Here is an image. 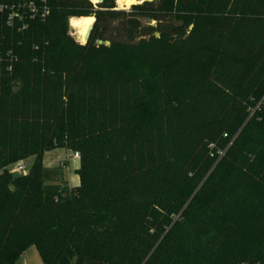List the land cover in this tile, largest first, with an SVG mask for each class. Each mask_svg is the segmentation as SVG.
<instances>
[{"label":"trees","instance_id":"obj_1","mask_svg":"<svg viewBox=\"0 0 264 264\" xmlns=\"http://www.w3.org/2000/svg\"><path fill=\"white\" fill-rule=\"evenodd\" d=\"M30 1L49 16L0 11V264L31 247L44 264H264V0ZM56 11L95 18L85 46ZM55 149L81 156L78 188L44 168Z\"/></svg>","mask_w":264,"mask_h":264},{"label":"rangeland","instance_id":"obj_2","mask_svg":"<svg viewBox=\"0 0 264 264\" xmlns=\"http://www.w3.org/2000/svg\"><path fill=\"white\" fill-rule=\"evenodd\" d=\"M28 1V0H27ZM145 1H153V0H141L140 2L137 1L136 4H141ZM30 2V1H29ZM27 2V3H29ZM116 6H117V9L118 10H122L120 9L119 5H118V0H114ZM93 3V2H92ZM14 4V3H12ZM94 5H96L95 3H93ZM170 4L173 5V9L176 11V7H177V4H178V0H170ZM50 9V8H49ZM130 8H127L126 10H129ZM27 10H24L23 12H19V16H17V19H16V23H19L18 26H21V27H25L28 25L29 21L31 20V16H30V13L26 12ZM5 13V12H4ZM56 14L58 15H61L63 16L64 18H66L67 20V35L77 44V45H81V46H85L88 41L86 40V42H83L81 37L78 35V32L77 30L72 27V20L73 19H80V18H90V17H86V16H82L81 14H75V13H66V12H60V11H56ZM5 16H7V23H8V13L6 12L4 14ZM94 18V17H93ZM143 25L144 26H155L156 23L155 22H151V21H147V20H141ZM15 23V24H16ZM1 57V56H0ZM9 63H12V59H9ZM10 69H12L10 67ZM19 89V84H16L13 88V91L14 92H17ZM28 99H26L27 101ZM81 156L76 159L78 160L79 162H81ZM20 161H24L26 163H29L31 164V166L34 164L35 162V157L32 156V157H25L23 158L22 160ZM19 161V162H20ZM12 166V165H11ZM10 168V167H9ZM10 173V172H9ZM11 174V173H10ZM13 175V174H11ZM15 177H19L17 175H13ZM18 264H44L43 263V260L38 252V250L35 248V247H31L29 248V250L25 253V255H23L19 261H18Z\"/></svg>","mask_w":264,"mask_h":264},{"label":"built area","instance_id":"obj_3","mask_svg":"<svg viewBox=\"0 0 264 264\" xmlns=\"http://www.w3.org/2000/svg\"><path fill=\"white\" fill-rule=\"evenodd\" d=\"M30 0H14V4L2 6L0 7L1 12L8 13V25L14 26L16 23L17 16H19V12H26L30 13L31 19L40 18L46 19L49 16V7L48 6H41L39 7L36 2ZM29 2V3H27ZM264 101V97L262 101L259 103L257 108L262 104ZM254 112V111H253ZM73 157L78 159L80 157L79 153H74ZM31 164L26 163L24 161L17 162L10 166L8 169L9 172L13 175L26 177L30 174L31 171Z\"/></svg>","mask_w":264,"mask_h":264},{"label":"crops","instance_id":"obj_4","mask_svg":"<svg viewBox=\"0 0 264 264\" xmlns=\"http://www.w3.org/2000/svg\"><path fill=\"white\" fill-rule=\"evenodd\" d=\"M74 153L66 149H55L45 153L43 166L46 169L62 167L65 173V180L71 189L80 186V162L73 157Z\"/></svg>","mask_w":264,"mask_h":264},{"label":"bare ground","instance_id":"obj_5","mask_svg":"<svg viewBox=\"0 0 264 264\" xmlns=\"http://www.w3.org/2000/svg\"><path fill=\"white\" fill-rule=\"evenodd\" d=\"M93 3H97L98 0H91ZM138 0H118V5L120 9L130 8L132 5H135ZM95 23V18H80L72 20V27H74L78 35L81 37L83 42H86L87 35L89 33L90 27Z\"/></svg>","mask_w":264,"mask_h":264},{"label":"water","instance_id":"obj_6","mask_svg":"<svg viewBox=\"0 0 264 264\" xmlns=\"http://www.w3.org/2000/svg\"><path fill=\"white\" fill-rule=\"evenodd\" d=\"M105 2H106V0H98V2L96 4L101 5V4H104ZM93 28H94V24L90 27L89 33L87 35V41L90 38V35H91V32L93 31ZM157 36H159V35H157Z\"/></svg>","mask_w":264,"mask_h":264}]
</instances>
